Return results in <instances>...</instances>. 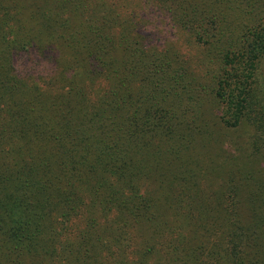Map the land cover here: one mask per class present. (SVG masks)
Returning <instances> with one entry per match:
<instances>
[{
	"label": "trees",
	"instance_id": "trees-1",
	"mask_svg": "<svg viewBox=\"0 0 264 264\" xmlns=\"http://www.w3.org/2000/svg\"><path fill=\"white\" fill-rule=\"evenodd\" d=\"M132 1L0 0V264H264V0Z\"/></svg>",
	"mask_w": 264,
	"mask_h": 264
},
{
	"label": "rangeland",
	"instance_id": "rangeland-1",
	"mask_svg": "<svg viewBox=\"0 0 264 264\" xmlns=\"http://www.w3.org/2000/svg\"><path fill=\"white\" fill-rule=\"evenodd\" d=\"M143 2L144 0H133L132 3L134 5H137L140 2ZM176 37V38H175ZM173 39L179 44H182V50L187 52L188 54H190V58L193 59V63L195 65H198V58L197 56L200 54L196 52V50L194 49V47H187L185 41L182 39V36H179L178 34L173 36ZM191 48V49H190ZM30 56H26L24 54L21 55V57L18 58V66L21 68H27L29 70H35V72H37V70H41L42 65L35 64L34 66L32 65V62H30ZM26 64V65H25ZM24 65V66H23ZM30 65V66H27ZM261 77H262V82L261 84H263L264 86V61L262 64V71H261ZM256 127H260L258 124H249L246 123L245 121H243V123L240 125V127H230L227 128V130H222L220 132V134H216V137L214 139L211 140H207L208 143V149L209 151H212V153H216V152H220L222 153L223 156L227 155L229 158V154L231 158L227 159L229 162L228 165H231V163H233L234 161H236L235 159H233L236 155L239 154V149H236V147H242L243 143L245 144L246 139L251 138L253 139V136H255L257 133H261L260 131H257ZM261 128V127H260ZM241 153V152H240ZM256 155V154H255ZM252 155L253 157H249V156H241L240 154V163L244 164L246 167L244 169L251 168L253 169L255 172V174L257 173V175H255L257 178H261V176L264 177V156H255ZM216 159V158H214ZM220 159V158H219ZM216 162L221 164L217 159ZM216 166H218L216 164ZM262 174V175H260ZM253 175V176H254ZM219 181H213L212 183V189H210L211 193H214V189H217L218 183ZM86 213L83 212L81 214H79V216L77 217V219H73V223L71 226V230L74 232L73 233V240L76 239L77 233H75L76 231H78L79 228H82L83 226H85V224L87 225V222L84 221L82 222V220L84 219ZM91 216H89L90 218Z\"/></svg>",
	"mask_w": 264,
	"mask_h": 264
}]
</instances>
